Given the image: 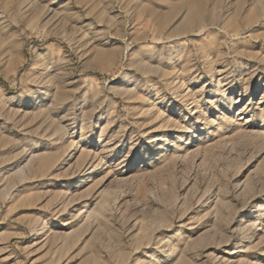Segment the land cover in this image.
Here are the masks:
<instances>
[{
	"label": "rangeland",
	"instance_id": "1",
	"mask_svg": "<svg viewBox=\"0 0 264 264\" xmlns=\"http://www.w3.org/2000/svg\"><path fill=\"white\" fill-rule=\"evenodd\" d=\"M0 264H264V0H0Z\"/></svg>",
	"mask_w": 264,
	"mask_h": 264
},
{
	"label": "bare ground",
	"instance_id": "2",
	"mask_svg": "<svg viewBox=\"0 0 264 264\" xmlns=\"http://www.w3.org/2000/svg\"><path fill=\"white\" fill-rule=\"evenodd\" d=\"M17 113H18V112H17ZM18 114H19V113H18ZM25 116H26V115H25ZM16 117H17V116H16ZM24 118H25V117H24ZM10 120H11V119H10ZM14 121H15V120H14ZM14 121H13V122H14ZM7 123H8V122H7ZM15 123H16V122H15ZM15 123L13 124L14 126L16 125ZM8 126H9V125H8ZM16 126H17V125H16ZM12 127H13V126H12ZM13 128H14V127H13ZM13 128H12V129H13ZM10 132H11V131H10ZM10 138H11V137H10Z\"/></svg>",
	"mask_w": 264,
	"mask_h": 264
}]
</instances>
